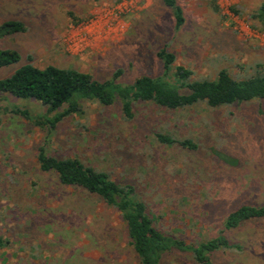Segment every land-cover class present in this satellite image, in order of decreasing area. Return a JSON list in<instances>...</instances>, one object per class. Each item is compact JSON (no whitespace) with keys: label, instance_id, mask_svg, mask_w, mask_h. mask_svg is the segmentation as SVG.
Returning a JSON list of instances; mask_svg holds the SVG:
<instances>
[{"label":"rangeland","instance_id":"374dc122","mask_svg":"<svg viewBox=\"0 0 264 264\" xmlns=\"http://www.w3.org/2000/svg\"><path fill=\"white\" fill-rule=\"evenodd\" d=\"M177 1L181 27L162 0H0V24L17 20L27 28L0 40L1 49L21 54L18 66L0 69V79L32 63L99 81L121 70L118 81L132 84L162 74L156 54L163 47L195 80L222 70L237 79L264 75V23L251 18L264 0H217L218 10L209 0ZM15 105L46 111L34 99L0 100V235L8 241L0 264H139L118 213L39 170L41 146L133 185L157 228L189 244L217 237L239 206L264 205V100L180 110L139 103L132 120L119 105L86 102L83 114L51 135L10 113ZM157 132L193 139L199 149L161 144ZM226 235L247 250L217 253L214 264H264V219ZM163 264L198 263L191 253H174Z\"/></svg>","mask_w":264,"mask_h":264},{"label":"trees","instance_id":"16d2710c","mask_svg":"<svg viewBox=\"0 0 264 264\" xmlns=\"http://www.w3.org/2000/svg\"><path fill=\"white\" fill-rule=\"evenodd\" d=\"M162 1L171 10L176 27L183 26L186 19L178 1ZM209 1L218 10L217 0ZM251 18L264 23V3ZM26 30L21 21H5L0 24V40L25 33ZM156 56L162 63V74L155 77L143 75L132 84L118 81L122 75L121 70L112 78L99 81L88 72L55 65L40 68L27 63L0 79V100L13 96L42 103L46 111L39 114H33L17 105L11 108L10 113L25 118L49 135L66 118L83 114L86 102H96L102 106L119 105L125 119L132 120L139 103L180 110L199 104L217 109L264 100V75L237 79L227 70H222L215 79L195 80L193 71L177 65L176 55L168 48H161ZM20 62L21 54L17 50L0 48V69L18 66ZM156 138L164 145L179 146L190 151L199 149L198 143L190 138H179L162 132H157ZM220 156L228 163L237 162L226 154ZM37 161L39 170L56 175L62 186L79 189L118 213L139 264H163L164 257L174 253H191L198 264H214L215 254L226 253L228 250L241 255L247 248L231 241L226 232L248 222L264 219V205H241L226 216L224 229L217 237L189 244L157 228L155 218L150 215L147 205L133 185L118 182L107 171L87 165L79 158L55 157L44 146L38 148ZM7 246L8 241L0 235V249Z\"/></svg>","mask_w":264,"mask_h":264}]
</instances>
